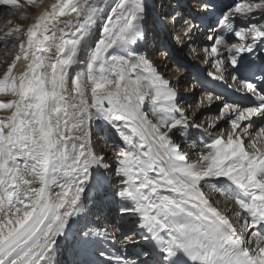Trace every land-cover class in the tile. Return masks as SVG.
Listing matches in <instances>:
<instances>
[{
	"label": "snow or ice",
	"instance_id": "1",
	"mask_svg": "<svg viewBox=\"0 0 264 264\" xmlns=\"http://www.w3.org/2000/svg\"><path fill=\"white\" fill-rule=\"evenodd\" d=\"M162 7L0 0V264H264V0Z\"/></svg>",
	"mask_w": 264,
	"mask_h": 264
},
{
	"label": "rangeland",
	"instance_id": "2",
	"mask_svg": "<svg viewBox=\"0 0 264 264\" xmlns=\"http://www.w3.org/2000/svg\"><path fill=\"white\" fill-rule=\"evenodd\" d=\"M31 10H34V9H31ZM25 11H29L27 10V8L25 9ZM2 16V17H1ZM14 19V20H13ZM8 20H11L13 22V24H24L25 21H22L18 18L17 15H4L3 13H0V29H3L7 23ZM150 28V26H149ZM149 50V49H148ZM150 51V50H149ZM14 55V52H8L7 54H5V52L3 51L2 49V45H0V72L4 71L5 70V67H6V63L8 61H10L12 59V56ZM160 55L159 52L156 53V55L154 57H152L154 60H156L157 56ZM163 58H157V60L160 62ZM165 75H171L170 72L169 73H165ZM99 138V137H98ZM97 138V139H98ZM97 148H99V146H97ZM97 150V149H96ZM107 150V149H105ZM104 150V151H105ZM137 240H139L138 237H136ZM116 243H118V245L116 246H119L122 248V246L124 245L125 247V241H122V240H118ZM131 247V246H130ZM135 250L139 251V247L138 246H134ZM128 248V247H127ZM123 250V249H122ZM123 252H125L123 250Z\"/></svg>",
	"mask_w": 264,
	"mask_h": 264
},
{
	"label": "bare ground",
	"instance_id": "3",
	"mask_svg": "<svg viewBox=\"0 0 264 264\" xmlns=\"http://www.w3.org/2000/svg\"><path fill=\"white\" fill-rule=\"evenodd\" d=\"M152 1H154L155 2V0H146V3L148 4V6H150L151 5V2ZM52 2V0H45V3L47 4V3H51ZM109 2H112V0H109ZM27 10H29V11H25V14H27L28 16H29V21H25L24 22V24H26V23H28V22H30V20H31V16L33 15V13H34V11H38V9H35V10H31L30 8H27ZM5 15V14H4ZM2 17V16H1ZM14 20V19H13ZM149 50H150V52L151 51H154V49L153 48H149ZM157 58H161V56L160 55H158L157 56ZM157 58H156V61L159 63V61L157 60ZM161 66V68H163V65L161 64L160 65ZM200 67H203V65H200ZM171 74V73H170ZM99 139V138H98ZM105 150V148L102 146V145H100L99 146V148H97V151L98 152H100V151H104ZM107 245H118V243H115V244H112L111 242H108L107 243ZM119 247V246H118ZM119 248H121V247H119ZM122 252H123V250H122Z\"/></svg>",
	"mask_w": 264,
	"mask_h": 264
}]
</instances>
